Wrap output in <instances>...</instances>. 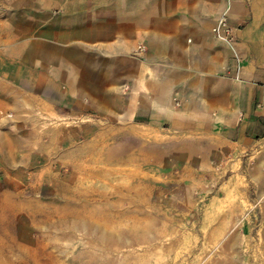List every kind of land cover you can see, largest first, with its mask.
I'll return each instance as SVG.
<instances>
[{
  "label": "crops",
  "instance_id": "0c3cea01",
  "mask_svg": "<svg viewBox=\"0 0 264 264\" xmlns=\"http://www.w3.org/2000/svg\"><path fill=\"white\" fill-rule=\"evenodd\" d=\"M33 7L17 35L0 42L4 147L22 142L15 127L35 118L48 126L45 143H64L60 160L70 166L92 154L94 126L197 136L216 147L264 137V0ZM221 17L228 35L214 31Z\"/></svg>",
  "mask_w": 264,
  "mask_h": 264
},
{
  "label": "rangeland",
  "instance_id": "374dc122",
  "mask_svg": "<svg viewBox=\"0 0 264 264\" xmlns=\"http://www.w3.org/2000/svg\"><path fill=\"white\" fill-rule=\"evenodd\" d=\"M37 4L0 0V42ZM47 127L27 119L22 142L0 143V264H264V137L94 126L70 166Z\"/></svg>",
  "mask_w": 264,
  "mask_h": 264
},
{
  "label": "built area",
  "instance_id": "2783aa9c",
  "mask_svg": "<svg viewBox=\"0 0 264 264\" xmlns=\"http://www.w3.org/2000/svg\"><path fill=\"white\" fill-rule=\"evenodd\" d=\"M221 29H223L222 30V33H224V34H226V35H228V34H230V32H231V29H230V27L228 26V22H227V20H226V18L225 17H221V18H219L218 19V23H217V25L214 27V31H215V33H217V34H219L221 31Z\"/></svg>",
  "mask_w": 264,
  "mask_h": 264
}]
</instances>
